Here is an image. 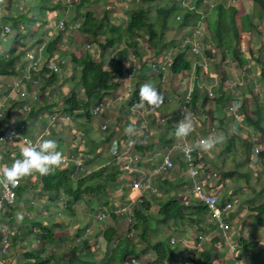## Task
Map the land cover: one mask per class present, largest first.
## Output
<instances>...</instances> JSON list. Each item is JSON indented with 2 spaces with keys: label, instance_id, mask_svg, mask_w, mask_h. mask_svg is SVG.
<instances>
[{
  "label": "rangeland",
  "instance_id": "obj_1",
  "mask_svg": "<svg viewBox=\"0 0 264 264\" xmlns=\"http://www.w3.org/2000/svg\"><path fill=\"white\" fill-rule=\"evenodd\" d=\"M7 0H1L0 2V15L1 14H6V15H10V17H12V15H14V11H12V8H7L5 2ZM22 2H26V7H23L22 10L18 11L17 13H23L24 11H26L27 7H29V14H28V30L30 31L33 26V15H32V5L34 3H36L37 5L42 4V0H21ZM125 1V2H124ZM178 1V3H181V9H185V7L187 5H192V4H196V3H200L203 0H69L68 2L63 1V0H50L47 3V10L44 11V13L42 12V10L40 8L37 9L36 12V18H35V26H39L37 28V32H38V37L43 35V32H46L49 34V36L51 38L54 37H59V39L61 40V42L59 43V45H57V48L54 52V54H57L59 57H62V53H60L62 50H66V58H68L67 63L65 65H63L61 62H58L57 65L58 67H60L59 72H57L56 78L57 76L59 77L61 75V77L59 79H61V81H63V79L65 78L64 82H61L60 84V89L62 90L63 88V93L61 94L62 96H60V98L63 100L65 99V96H68L71 91L75 90L78 93L81 91V84H80V80L78 79L79 76V65L83 62L84 57L86 56V54H90L93 55L96 60H101L102 57H105L106 59V55L105 56H101V53H106V51H103L101 49V47L98 45L97 40H101L103 41V36L109 34L110 36V27L112 26H120V31L124 32L125 35L122 37L124 38H130L131 41H137V43L139 42V49L137 50L135 48V50L137 51L136 53H138L139 55L141 54H145L147 53V55H145L144 57H142L146 62H149L150 60H159L160 56L165 54L167 56H169L168 60L169 62L171 61V59L174 57V55L179 51L178 48H174L175 46H172L175 44H178L179 46L183 45V38H187L191 31L187 32L185 31L186 28L184 30L179 29L182 27V25H180L179 21L175 19L174 15H181L182 12H174L172 11L169 16H168V20L169 22H167V26L164 29L159 28L157 34H159L156 42H159V46H161L162 48L164 47L166 50H161L159 51V56L158 54H156L154 51L151 50L149 44L145 41L144 37H140V36H136L135 37V33L137 35H139V30H137L136 32L133 33V35L129 34V32L126 30V25L129 22V18L131 16V14L134 11H137L140 9V7H143L145 9L148 10V15H149V20L150 21H157L158 19V14L156 13V9L157 8H166L169 7L170 5H172V3H176ZM214 0H204V6L207 7L209 4L213 3ZM217 2H224L225 6L227 5H236L238 3L237 0H216ZM15 5V4H14ZM21 6L20 3H18V8ZM257 6V4H256ZM64 9H61V8ZM191 7V6H190ZM86 11H91L94 13L95 15V19L88 25V26H84L83 22H84V17H85V12ZM129 13V15L127 16L126 19V14ZM204 14H206V11L203 12ZM5 16V15H4ZM9 17V18H10ZM200 17V15H199ZM198 17V18H199ZM197 18V19H198ZM62 19L65 23V28L63 29H59L57 28V21ZM174 21H173V20ZM196 19V21H197ZM239 20H241V22H246V18L245 16L239 17ZM259 19H254V22H258ZM6 24H8V26L11 28V30L8 31V33L3 34L2 31L0 33V50L4 51L5 48L3 49V46L6 47L8 44L10 47L14 46V31L13 30V23L11 22L10 19H7ZM77 22V25L75 28H72L73 30H71L69 28V25ZM160 22V21H159ZM260 23V22H259ZM262 23V24H261ZM261 23L258 27L259 29V37L263 39V41L261 42L262 45L264 44V21L261 20ZM21 21L20 19L17 21V27L19 28L21 26ZM168 27V28H167ZM20 29V28H19ZM132 32V31H131ZM248 32V31H246ZM245 32V33H246ZM244 35L241 38V44H243L241 50L239 53H237L236 55H233V47L231 49V51H227L228 53H222L220 52L216 46H211V51H212V58L210 57L211 60H213L214 62L216 61H221V59L226 58L227 60V66L224 67H210L209 65L206 66H202V74H201V79H205V75L207 73H213L214 75L212 77H216L218 78L220 75V72H222L221 69H225L227 70V77H229L227 80L224 81V85L222 86L223 89H229V85H230V79L232 77L238 78L239 84L238 85H245L247 82H252V83H256L259 79L258 75L255 78L254 74H256L257 72V67L255 62L252 61H248L245 65L242 64L245 61L246 58V53L248 52V44H252L253 42H255L256 40H252L253 39V33L249 32V38H247ZM96 34L97 37L94 38L93 35ZM255 36L256 33H254ZM204 35H208V32H206ZM210 36V33H209ZM228 37V34H227ZM141 38V39H140ZM202 38V36H201ZM42 37L39 39L40 43L37 44L36 42H34L31 40L27 46H32L35 48H38L40 46V44H42L44 42V40H41ZM65 43V46L61 45V43ZM86 43H90L93 47H91V50L85 51L83 49L84 45ZM164 43V44H163ZM237 43V40H236ZM240 41H239V45L241 46ZM246 44V45H244ZM123 46V44H121ZM237 45V44H236ZM120 47V45H119ZM184 47V45H183ZM182 47V48H183ZM202 48H204V45L202 46ZM216 48V49H215ZM3 49V50H2ZM118 49V48H117ZM84 50V51H83ZM134 50L129 49V54L131 52H133ZM256 49L254 46H251L249 48V57L250 55H253L256 53ZM153 53V55H152ZM259 55L261 54L258 51ZM264 52H262L263 54ZM33 56H40V63L42 64L44 59H52L53 55L52 54H45L44 51L42 52V54L39 53H32ZM152 55V56H151ZM201 55V53H200ZM57 56V59H58ZM197 56V55H196ZM196 56H189V58L191 60H196ZM264 56V54H263ZM25 59H27L25 57ZM198 59V56H197ZM206 60V57L201 59V62L203 60ZM115 59L113 60V63ZM242 62V63H240ZM208 63V62H206ZM203 64V63H202ZM246 68H245V67ZM105 69H109L112 72H114L113 70V66L112 65H105L104 67ZM140 69V68H139ZM220 72H219V71ZM123 71L125 72V67L123 68ZM173 72V71H172ZM192 72V71H190ZM170 73V72H169ZM223 75L225 76V72H222ZM47 72H43L41 77L43 75H46ZM163 74V71L161 70H148L146 71L145 69L143 71H140L138 73L139 78L135 77L132 79L131 82V86L132 89L135 90V88H139L140 85H142L143 83H151L153 85V87L158 84V82H160V75ZM218 74V75H216ZM40 77V78H41ZM226 77V78H227ZM245 78V79H241ZM176 78V77H175ZM222 78V77H221ZM177 79V78H176ZM10 80V79H9ZM116 80V79H115ZM261 80V79H260ZM17 81V79H15L14 82L12 83H6L3 85L4 89H7L9 87V84L11 85L10 88H8L7 93L10 94L8 95V97H5L4 95L1 96V101L4 102L7 110H12V114L14 115L12 118H14L16 116V114H14L16 112L14 103L15 101H18L17 98H21L22 95L25 93V89L23 88L24 85L20 84L18 82V84L16 85L15 82ZM58 81V80H56ZM119 81V79L117 80ZM11 82V81H10ZM177 80L174 79V76L172 75V77L169 79V88L171 89V92H173V97L175 98V100L179 99V95H176L175 97V93L178 90V86L176 84ZM56 83V82H55ZM54 83V84H55ZM125 86V85H124ZM123 86V89H124ZM118 88H121V83L117 82V86L115 89L112 90V94L113 95H120L121 92H116ZM30 90H32L33 88L30 87ZM115 91V92H114ZM223 90L219 89L218 93H221ZM253 91H254V95H251V100L254 101L253 98H255V96L259 95V87L254 86L253 87ZM213 95V94H212ZM44 96H47L48 100H50L52 97L50 96V94H44ZM261 95V98H255L256 100V106L255 103H253L252 105L255 106V108H257V106H260V110L262 111L263 107H264V96ZM168 98V95H167ZM44 99H42V95L40 97V103L43 101ZM26 101V100H24ZM247 101H249V98H247ZM231 102L230 99V95L225 93L224 94V98L223 101L220 102V107L221 109H219L216 113H215V117L213 118V120H211V122L207 123V125H209V128L207 131H204L205 135L207 137L209 136H223L221 135L222 132L224 133L223 139L216 144V146H214L212 149L208 150L205 152V156H209L211 153H213V155L215 156L216 160L218 161V163L216 164L217 167H219V164L221 165V168H215L214 163H211V165H209L208 163H203L202 162V152H198V156H201L200 160H198L199 164L205 166L206 169H208V171H215L217 173H221L223 171H236L237 174L226 180L223 179H219V182H222V188L224 190H230L231 186H237V190L235 192V194L233 195V198L231 197L229 199L230 202H232V208L227 216L228 220H231V229L229 232V241H233V243H236L238 241V237L239 232H242V230H246L247 233H249L251 238H248V240H252L255 234V230L257 228L258 222L260 219V217H262L264 219V212H259L256 213V210L254 207H256L255 205H259L260 203L264 202V168H261L259 166H261L264 163V158H260L259 156L256 157V162L259 164H257L251 156H249V154L252 153V149H253V145L249 143V140H247L245 138V136L240 137L238 135H241V133H239L238 135L235 134V131H239V127L240 125L235 126L234 124H231L230 122H228L227 120L231 119V116L229 114V112L226 110V106ZM60 103V104H59ZM166 103L165 101H162L161 103H159L157 105V107L155 106V108L160 107L162 104ZM146 104V103H145ZM250 104V103H249ZM248 102L246 105V109L249 113H247V118H250L253 116V112L251 113L250 109L248 108L249 106ZM35 105L38 106L39 105V101H35ZM56 105H62L61 107H63V103L62 101H57ZM147 105V104H146ZM14 106V107H13ZM149 106V105H147ZM151 107V106H149ZM125 108V106H124ZM145 108V107H143ZM59 111H62L63 108H58ZM151 110V109H150ZM156 110V109H155ZM246 111V110H245ZM141 112V110H140ZM149 114V113H147ZM158 114V113H157ZM152 115V114H150ZM44 114H42V119H44V121H47V117ZM167 116V115H165ZM232 116H234V114H232ZM99 117V115H98ZM102 118V117H101ZM128 118V117H127ZM260 118V123L261 125H264V123H262V120L264 119V114L260 113L256 119ZM67 118L61 119L60 121H64ZM159 117L156 115V113H153V118L152 120L158 121ZM16 120V119H15ZM81 122L82 125H84V123L87 121L84 120L83 118L79 120ZM138 121V120H137ZM25 126H24V133L27 132L28 128L33 130L35 129L34 125L30 128L29 126H27L26 123H28L27 121L24 122ZM132 125L135 124V122H131ZM244 123V122H243ZM88 124V123H87ZM220 127V132L219 129H217V127ZM40 125V124H39ZM70 124H64V130H58L60 133L63 132V135H68L69 137H71V139H69L68 137L66 138L67 140H73V142L75 143L73 146L75 147V149H77L78 151L83 150V144L85 143V139L84 136H82L83 133V129L82 127H80V129H76L75 127H72L68 129L67 127ZM94 126L96 127V130H98V133H90L89 132V136L91 138L94 139L95 143L101 141L102 137L101 135L108 131V129H103L100 128L99 130V126L100 123H94ZM52 127V125L50 126ZM62 126H58L57 129L61 128ZM213 128H216V130L213 131ZM45 130V129H44ZM40 133L43 135L42 138L39 140H37V137L40 135ZM36 136L34 137V139H30L31 141H34L36 144H39L42 140L44 139H55V133L49 131L48 129H46L45 131H40L35 133ZM62 134V133H61ZM60 134V135H61ZM59 135V137H60ZM154 135V134H153ZM262 138L260 136V139L256 141V145L260 146V143L262 144V151H264V140L262 141ZM80 141V142H79ZM189 141V140H188ZM190 142V141H189ZM78 145H77V144ZM190 143H194V142H190ZM62 144H64V141H62ZM230 147H227V146ZM24 144L21 142H16V143H11L10 144V153L11 154H18L19 155V149L21 147H23ZM196 146L198 148L199 147V141H197ZM1 149H4V146L1 145L0 147V151ZM101 149L100 151V160L103 162V164H108V165H115L118 166L120 164L119 161H117L115 159L114 154L112 153L113 149H103V146H100L98 148V151ZM261 151V149H260ZM140 153L139 151H135L134 152V157H139ZM226 155V156H225ZM204 156V155H203ZM11 159H15L16 155H10L9 156ZM209 158V157H208ZM1 162L3 166H8L9 163L6 162L5 157L3 155L0 156ZM222 161V164H221ZM6 162V163H5ZM102 162H96L95 164H93L92 166L89 165L87 167V169H93L95 167H98L102 164ZM225 162V163H224ZM147 170H150L151 167H145ZM166 176V175H165ZM38 179V177L36 178V176L32 173L31 175H29L28 177H24L23 179L20 180V183H22V188L24 191H26L28 189V186H34V181ZM163 179H167L162 178V179H156V184L160 183L163 181ZM232 181H231V180ZM96 179L90 178L88 180L87 183L91 184L93 183V181H95ZM153 187L155 186L154 182H152ZM123 185V184H122ZM218 186V185H217ZM235 186V189H236ZM159 191L162 193L160 197H156V196H152L154 199H160L165 200L167 197L165 196L164 191L169 189L164 186V189L166 190H162L160 188H158ZM39 191V190H38ZM120 191V189L118 188V184L117 183H107L106 184V189L105 190H99V192L97 193V195L94 198H89L88 200H83V202H75V204L72 206L75 209L74 213H65L58 215L59 212L61 210V207H64V203L61 202L60 204H43V199H46L45 197H41V192L37 193L36 190H34V187H30L27 194L25 195V198L28 199L30 201V203L28 205H25L23 203L22 198L19 200V202H17L16 206L14 208H12L11 213H6L4 212L1 216H0V233L2 235H4V232L7 230L9 233V239L8 242L4 243V247H5V253L1 254L0 253V264H16L19 263L21 261L22 257V253L24 251L25 248L30 249L31 247H40L41 245V240L36 241V234H38L40 225H46L43 217L46 218L48 220L49 223H52L53 226L51 228L52 233L55 234L56 237L61 236L63 238L65 237H74V235H76V230L79 226H82V223H86L88 222L90 225V232H93L95 234H97V236L99 237L100 234V230L104 227L105 224H101L99 223L98 219H97V215L99 214L100 210L99 207L100 203L103 201H109V203L111 204V207L114 206H121V210H125L126 214L129 210H131V208L134 206V204H132L131 202H129L131 199H133L135 196L131 195L129 190H124L123 191V195L121 197L116 196L117 192ZM243 191V192H242ZM240 193L241 197L243 196V193H245L244 195H246L244 198L240 197ZM220 194H223L222 192H220ZM219 199H221V201H223L225 198L221 197V195L219 196V194H217ZM182 197V201H183V205L184 207H188L193 205L194 203L198 202L193 194L192 191L184 193V194H180L179 196L175 197ZM223 198V199H222ZM48 199V198H47ZM169 199V198H168ZM148 200V199H146ZM167 200V199H166ZM87 201V203H85ZM199 203V202H198ZM158 203H155L152 205V208H150L151 210H149V212L151 214H155V212L158 209ZM129 205V207H128ZM239 207H245V211H246V215H250L251 218L249 220H247L246 222H244L245 220H242L243 223L240 227H236L234 225V222L232 220H234L235 215L238 214V209ZM97 208V212L94 213V210ZM254 209V210H253ZM185 210H187V208H185ZM190 211V210H189ZM35 214L37 217V221L39 224H37L36 226H34L33 224H31V220L35 219ZM128 215V214H127ZM20 217L19 219L17 217ZM121 216H113V220L112 222H109L110 224L113 223L115 228L118 231L119 236H122L124 234H126L127 229L131 228L134 224V220L132 219V222H130V218H120ZM246 217V216H245ZM25 218V220H24ZM159 217H156V215H154V217L152 218L151 225L152 227H156L157 228L155 230H149L147 232L148 234V238L150 240V242L148 244L154 243L157 240H160L162 238L167 239L169 237V239L171 237L176 238V242L175 245H172L174 250L178 253H182V255L186 254V248L185 245L188 244H192L194 242V235H195V231L196 228L194 226H190L188 225V223L185 222V220L183 222H185L184 224H182L180 219H177L176 221H170L167 220L165 221V223L160 222ZM57 222H63L64 225L60 226L59 228L56 227V225L54 223ZM139 222V221H138ZM107 223V224H109ZM26 224L27 227L23 228L22 225ZM249 224V225H247ZM213 225V224H212ZM21 226V227H20ZM243 226V228H242ZM29 227V228H28ZM239 228V229H238ZM205 231L208 233L210 236L213 235L214 231L210 229H208V227H205ZM142 228L136 230V231H131L130 234H132L133 240L134 242L138 243L141 247L145 246V244L140 243L137 238L141 233ZM13 231H16V236L15 238H13V235L11 233H13ZM251 231V232H250ZM254 231V232H253ZM258 233H260V236L257 237V241L259 245L264 244V227L263 228H259L258 229ZM244 232L242 233L243 236ZM8 235V233L6 234V236ZM38 238H40V235H38ZM247 239V238H245ZM94 239H91V241L89 240L90 243V248L93 249V253H94V259L97 260L101 259L102 257L100 256L102 253V250H99L96 248V246L94 245ZM211 241V240H210ZM207 241V239H204L203 242L201 243V249L199 251L198 256L200 255V253L203 251L202 249L207 247H210L213 253V260H214V264H234L233 262H231L230 260L236 255H238V258H240L242 261H244L246 263V259L244 258V256L239 255L240 252H242L243 254H246L245 251L242 250V248L239 246H237L236 250H234V254H231L229 252V249L225 243L224 240H221L219 238H216L214 242ZM59 244L57 245V242L55 243H49L45 245V256H48V254L52 253L53 256H58L61 253H67V249L69 247V245L67 243H70V245L73 243L72 239L67 238L66 240H60L58 242ZM100 249H102L100 247ZM202 250V251H201ZM258 251L259 253H257L256 258L259 259V263L258 264H264V254H262L263 249L260 251V247H258ZM236 254V255H235ZM156 253L154 250H149V252L142 254L141 255V259L144 260V262L149 263L151 262V260L155 257ZM249 255V254H248ZM255 258V260H256ZM155 259V258H154ZM220 259V260H219ZM57 264H63L64 261H66V258H62L60 260H57ZM99 261V260H98ZM199 262V261H198ZM243 263V262H242ZM49 264H54L53 261H51ZM112 264H118V261L114 262L112 260ZM150 264V263H149ZM164 264H168L167 261ZM250 264V263H248Z\"/></svg>",
  "mask_w": 264,
  "mask_h": 264
},
{
  "label": "trees",
  "instance_id": "obj_2",
  "mask_svg": "<svg viewBox=\"0 0 264 264\" xmlns=\"http://www.w3.org/2000/svg\"><path fill=\"white\" fill-rule=\"evenodd\" d=\"M50 0H42V4L37 5L34 3L32 5V15H33V28L29 31L28 30V14H29V7H27L26 11L23 13H17L18 11L22 10L23 7H26V2H22L21 0H7L5 2L7 8H12V11H14V15L10 17V15L1 14L0 15V33L4 26L8 25L6 24V20L10 19L13 23V30L14 31V46L10 47L8 44L4 51L0 50V99L1 96L4 95L5 97H8L7 89H4L3 85L8 83H12L15 81V79L18 80V82L22 85H29V81L25 79L27 75H31L33 73H40L44 72V69L36 71L32 68H27L28 62L25 59V53L26 51L32 47L27 46L28 43L33 39L36 40V43L39 42L36 38L38 37L37 34V28L39 26H35V18H36V12L37 9L40 8L42 12L44 13L45 10H47V3ZM148 1V0H145ZM204 1V0H203ZM196 3L192 5H187L185 9H181V3L179 4L178 1L176 3H172L169 7L166 8H157L156 13L158 14L157 21H150L148 10L140 7L139 10L134 11L130 18L129 22L126 25V30L131 32L133 34L137 30H139V35L141 38L144 37L145 41L149 44L152 51H154L159 56V51L166 50L164 47L162 48L159 46V42H156L159 34H157L158 29H164L167 26L168 16L172 11L176 12H182L181 20L179 21L180 25H182L181 28L185 31L189 32L192 29H195V36L199 37L198 39L201 41L196 42V47L198 49V53H194L192 50V46L195 43L192 44H184L179 46L178 44H175L172 42V46H175L174 48H178L179 51L174 55V57L169 62V56L163 54L159 58V60H150L149 62H146L142 57L147 55L138 53V64H137V70L134 73L133 78L138 77V73L140 71H143L144 69L146 71L150 70H160L165 62L168 69L173 71L174 73L179 72H188L191 71V68L194 67V70H196L197 73L201 72L202 69V63L206 61L205 59L201 62L202 57L207 60H210V57L212 58V51L211 46H216V48L222 52V53H228L227 51H231L233 47V42L237 40V45L233 47V55H236L240 52L241 46L239 45V41L244 35L246 31H259L258 27L261 23V20L264 21V0H237L238 3L236 5H227L225 6L224 2H217L216 0L213 1V3L209 4L207 7L204 6V3ZM1 2V0H0ZM18 3L21 4V6L18 8ZM15 4V5H14ZM257 4V6H256ZM191 6V7H190ZM61 9H64L63 7ZM206 11V14L203 12ZM205 15L204 18V32H208V35L202 36L203 31L201 28L196 27V19L199 17V15ZM5 15V16H4ZM245 16L246 22H241L239 20V17ZM10 17V18H9ZM95 15L91 11L85 12L84 17V26H88L94 19ZM259 19V21L256 23L254 22V19ZM20 19L21 26L17 27V21ZM160 21V22H159ZM260 22V23H259ZM262 24V23H261ZM194 26V27H193ZM168 28V27H167ZM120 26H112L110 27V36L107 33L103 36V41L100 39L97 40L98 45L101 47L103 51H106L108 48H112V51H116L114 53V59L117 64L116 68L114 69V72H112L109 69H105L103 66V62L100 60H95L92 55L86 54V56L83 59V62L79 65V76L78 79L80 80L81 84V90L84 98L80 97L81 92H77L75 90L71 91V93L68 96H65L63 99V109L61 111V114L65 117H67L64 121L57 122V125H52V127H49L47 124H44V127L53 132L51 128L57 129L58 126H62L61 129L57 130H64V124H70L67 129L69 132V129L72 127H75L76 129L79 128V119H84L88 122H90V119L92 117V113L90 110V105L93 103V100L95 98H100L104 94L102 93H110L113 89L117 86L116 78L120 77L121 70L124 68V56L127 52L128 48L134 49L135 46L133 45V42L130 38H122L125 33L119 31ZM136 29V30H135ZM210 33V36H209ZM193 35L192 31L190 33ZM228 34V37H227ZM260 34V33H259ZM94 38L97 37L96 34L93 35ZM41 40H44L43 38ZM59 37H54L48 40L45 47L43 48L44 53L46 54H54L57 48V45L60 43ZM124 41V48L123 49H117L114 47V45H117ZM137 43V41H136ZM123 44V42H122ZM164 44V43H163ZM204 45V48L202 46ZM183 47V48H182ZM215 48V49H216ZM2 49V50H3ZM167 51V50H166ZM189 51L191 54L196 56V61L193 64L192 60L189 58ZM136 50L133 51V53L136 54ZM201 53V55H200ZM153 55V53H152ZM151 55V56H152ZM238 55V54H237ZM113 59V60H114ZM258 64L260 68V74L259 76H263L264 79V67L261 66V60L258 58ZM138 68H140L138 70ZM131 69V65L126 63L125 70L129 71ZM44 70V71H43ZM47 72V71H45ZM223 76V74H222ZM125 77V75H124ZM131 78V80L133 79ZM199 79V74L198 77ZM215 80V84L208 86L209 83L206 85L208 86L209 90L213 93L214 96L206 95L204 96L202 102H201V108L203 111L207 113H216L220 107L221 99L218 97V91L220 85L217 84V79L212 77ZM10 79V80H9ZM56 80L55 73H50L47 76H43L40 78V90L44 93V86L45 84L52 85ZM201 81V78L199 79ZM198 80V81H199ZM11 81V82H10ZM205 82V81H202ZM138 89L135 88L132 99L130 103L136 102L139 103V97H138ZM100 91L98 93L97 91ZM162 98H164L163 95H161ZM28 97L27 93L25 92L21 98H17L18 101H15L14 106L16 112V116L12 118L14 115L12 114V109L7 110L5 108L4 110V116L2 119H0V125L4 122L11 121L12 124H15L19 127L25 126V120L27 118H24L21 112L31 119L34 115H37V110L35 108H32L30 105V109L28 112H24L22 109L23 104H30L26 100ZM31 96L29 95V98ZM33 104L34 102L31 101ZM13 106V107H14ZM41 108H38V111H40ZM42 113V112H41ZM16 119V120H15ZM86 122L84 125L81 124L82 129L84 130L82 133V136L86 138L85 142L88 140L91 142V146L87 147V143L83 144V150L78 151L75 149L76 153L81 155V167L82 170L76 172L75 171V164L73 162L68 163L66 166H62L63 164H59L54 169H52L48 174L46 175H40L39 173L35 172L36 179L34 181V186L29 185L30 187H34V190H36L37 193L41 192V197H45V194H47L46 202H50L51 204H60L61 202L64 203V207L62 206L61 209L65 212L74 211L72 209V205L75 204V202H82L83 200H88L89 198H94L99 190H105L107 183H117L118 188L120 189L121 193L126 190V187L122 185V181L118 179L120 172L118 167L115 165H108L103 164V162L100 160V151H98V148L100 146H104L107 142L110 140V136H107V132H104L101 137V141L95 143L94 139L91 138L89 135V132L91 133V128L89 124ZM250 123L254 124L255 126H258L257 128L260 130V132L264 136V127L261 126L260 118L256 120L250 119ZM43 127V128H44ZM22 132H25L24 129H21ZM1 134V133H0ZM63 138H67V135L59 138L62 140ZM172 140V139H171ZM170 140V141H171ZM19 142V141H16ZM14 142V143H16ZM80 142V141H79ZM4 146L5 151L1 153L5 157V160L9 165L12 162V159L9 157L12 155L9 151L10 149V142L9 143H1ZM227 147H230L229 145ZM57 149L62 150L57 145ZM139 150V148L137 149ZM0 155V156H1ZM16 155V154H15ZM18 156V154H17ZM259 157L264 158V151L259 152ZM17 158V157H16ZM94 159H96V162H102L101 166L95 170H89L87 167L93 162ZM1 161V159H0ZM5 162V163H6ZM95 164V163H94ZM236 175L237 172L234 171H223L220 173V179L223 180L226 178H232ZM95 178L96 180L93 181V183L89 184L87 183L90 178ZM118 176V177H117ZM28 177V176H26ZM20 185L16 188L17 193V202L18 199L20 200L23 194V188L20 187ZM29 187V188H30ZM39 188V189H38ZM39 191H38V190ZM60 194H64L65 196H61ZM136 195V192H135ZM134 195V196H135ZM177 197V196H175ZM169 198L163 203L158 204L157 213L151 214L149 212L150 209V201L145 199H140V201H137L134 203V205L131 208L129 217L130 222H132V219L134 220V224L131 228L127 229L126 234L119 236V234L116 232V229H114L112 226H108L104 229L102 233V238L105 241V247L104 252L102 253V258L95 260L94 255L92 253V249L90 248V244L88 242V238L83 241L81 245L68 247L67 253H61L58 256H53L52 253L48 254V256H45V245L49 243H55L59 242L60 240H66L68 237H56L54 233H52V223H49L46 218L43 217V220L46 225H40L39 233L36 234V241L41 240L40 247H31L30 249L25 248L22 253V259L19 263L16 264H49L51 261H53L54 264H57V260L62 259L63 257L66 258V261L63 262V264H112V260L115 262L118 261V264H128L130 257L139 259L142 254H145L149 252V250H154L156 255L155 259L153 258L150 264H163L165 261L169 260L170 258H173L175 254L177 253L172 245H175L174 243L169 242V237L167 239H160L155 241L154 243L148 244L150 242L148 238L147 232L149 230H155L156 227H152L151 220L156 215V217H159V221L162 223H165V221H176L177 219H180L182 224L185 222L188 223L190 226H196L197 231H205V227L212 228V222L208 218L207 215V209L202 203H194L193 205L187 207H184L183 201L180 197L178 198ZM29 201L28 199H26ZM221 200V199H220ZM219 200V201H220ZM16 202V203H17ZM14 204L10 207H7L4 212L11 213L12 208H14L17 204ZM139 203L141 207H139ZM44 204V203H43ZM110 207L111 204L109 201H103L100 203V206L97 207L101 210H104V208ZM97 208L94 210V212H97ZM119 208V207H117ZM187 208V210H185ZM256 210V213L264 212V202L260 203L259 205H256L254 207ZM100 210V211H101ZM190 210V211H189ZM254 210V209H253ZM3 212V213H4ZM2 213V214H3ZM1 214V215H2ZM5 214V213H4ZM0 215V216H1ZM114 216V215H113ZM25 220V218H24ZM185 220V222H183ZM139 221V222H138ZM31 224L36 226L38 223L37 217L35 214V219L31 220ZM56 227L63 226V222H57L54 223ZM21 227V226H20ZM23 228L27 227L26 224L22 225ZM82 228H79L76 232V236H80L81 234H84V231L87 227V224L84 223L82 226H79ZM29 228V227H28ZM142 228L140 235L138 236L137 240L140 243L145 244V246L141 247L138 243L134 242L132 234H130L131 231H136L138 229ZM7 231V230H6ZM8 239H9V233L8 232ZM13 235V238L16 236V231L11 233ZM38 235H40V238H38ZM71 237V236H70ZM73 237V236H72ZM216 238H220L217 236H210L207 240L211 242H214ZM1 240V238H0ZM97 240V239H96ZM176 240V238H175ZM239 249L240 247L243 249L251 248L252 253H254V257L259 253V251L256 252L255 248L257 246L260 247V251L263 249L262 254H264V244L259 245L257 240H248L245 238L240 237L237 241ZM58 245V244H57ZM203 250V251H202ZM200 255H199V262L198 264H214L213 260V253L210 247H207L202 249ZM187 253V249H186ZM239 255H244L242 252H240ZM186 257V256H185ZM99 260V261H98ZM236 260L239 261V263H242V260L238 258V255H236ZM255 260V259H254ZM234 263L233 259L230 260ZM251 261V260H250ZM249 260L246 261V263L250 264H258L260 261L256 258L255 261L250 262ZM148 263V264H149Z\"/></svg>",
  "mask_w": 264,
  "mask_h": 264
},
{
  "label": "crops",
  "instance_id": "obj_3",
  "mask_svg": "<svg viewBox=\"0 0 264 264\" xmlns=\"http://www.w3.org/2000/svg\"><path fill=\"white\" fill-rule=\"evenodd\" d=\"M120 30L121 29H119V31ZM249 32L253 33L252 34L253 35L252 40H256L252 44H248V49L251 46H254L255 49L257 50L256 53L253 54V59L258 60V58H261V59L264 58V56H263L264 53L262 54V52H264V44L262 45V43H261L263 41V39L259 37V35H260L259 32L255 31V30L248 31L245 33V36L247 38H249ZM254 33H256L257 36H255ZM130 34H131V32H130ZM131 35H133V34H131ZM135 35H137V34L135 33ZM197 41H201V40H199L197 38ZM122 42H123V46L121 45ZM122 42L117 44V45H114V47L118 48L120 50L123 49L125 45H124V41H122ZM132 42H133V45L135 46V48L138 50L139 49V42L136 43V40L132 41ZM61 45L65 46V43L62 42ZM119 45H120V47H119ZM241 45L243 46V44H241ZM244 45H246V44H244ZM135 48L132 50L135 51ZM110 49H112V48H108L106 50V53H101V56L106 55V59H105V57H102L101 61L103 62L104 67H105V65L106 66L112 65L113 70H114L116 68L117 63H113V62L109 61L108 51ZM129 49H131V48H128V50L124 56V59H125L124 60V63H125L124 67L126 66V63H128V58H129V55L131 54V53L129 54ZM258 51L261 53L260 55H259ZM60 53H62V57L58 56V58L61 60H65L67 63L68 58H66V56H65L66 50H62ZM189 56H193V54H191L190 51H189ZM195 61L196 60H192L193 64L195 63ZM206 62H208V63H206ZM206 65H209L210 67H224L225 68L227 66V60H226V58H224V59H221V61L214 62L213 60L210 59L208 61L203 62L202 66H206ZM221 70H222V72H225V76L223 77L222 76L223 73L218 70L220 72L221 77H222L221 78L219 76L218 78L220 80H223L224 78L227 77L228 73H227V70H225V69H221ZM256 70H257V72H256V74H254L255 78L257 77V75H259V69L257 68ZM191 71L192 72L182 71L180 73H174V74L173 73H167L166 79L164 81V91H165V93H167V95L169 97V101H168V103H164L160 107L155 108V106L157 107V105L149 107L146 104H143V105L138 104L137 105V103L136 104H130V102H128L127 94L125 93V89H123V86L125 85V82H126L123 78L124 71L121 70L120 77L116 78V81L119 79V81H117V82L121 83V88H118L116 92H121V94L120 95H113L112 94L113 92H111V93L103 96L105 102H104L103 109L101 110L100 113H98L99 117H98V115H92L90 122H88V124L91 128V133H94V132L98 133V130H96L94 123H100V126L102 124H106V128L108 129V131H106L107 132L106 134H107V136H110V140H109V142L104 144L103 149H106V148H107V150L116 149L118 153H124L126 151V149L129 147V145L130 146L132 145L128 142H125V140H132L134 142H139L138 144H135V146L133 147V150L139 151L140 156H141V160H142V164L148 168V167H152L153 165H156V163L161 159L164 152L160 153V149L166 143V141H168L169 143H172L173 141L180 139L174 135L173 128H175V126H176V120L182 119L183 114L188 113L190 115V118H191L192 123L194 125V129L185 139L189 140L190 142H194V144L196 145L197 141H200V139L207 137L204 133V131H207L209 128V125H207V123L211 122V120H213V118L215 117V113H213V114L207 113V112L203 111L201 108V102H202L204 96H206V91L208 89V86L210 87L211 85H214L215 80L212 78V76L214 74L210 72V73H207L205 75L204 80L201 79V81H200L199 79L201 78L202 71L197 73L196 70H194V67L191 68ZM198 74H199V79L197 78ZM172 75L174 76V79L177 80L176 84L178 86L177 87L178 90L174 94L175 97H176V95H179V99H180L182 96L183 89L180 86V83H182L183 86L188 85V84H190V85L192 84L194 86V89H193L192 94H191V96H192L191 107L184 110L183 112H180V113L177 112L179 99L175 100V98L173 97V92H171V89L169 88V79L172 77ZM216 75H218V74H216ZM43 76H45V75H43ZM60 77H61V75L59 77L57 76L56 80H58V81L55 80V82H56V83L54 82L55 84L54 83L52 85L47 84V83L45 84L44 93L42 92V90L40 93V97L42 95V99H44V100L41 103H39L38 106L34 105L31 102L32 97L29 98V95L31 96V90L29 89L30 86L28 84L24 85V87L27 91V95H28L26 101L30 103L32 108H35V110H37V115L36 116L34 115L33 117H31V119H29V117H26L21 112L23 117L27 118L25 120L28 122V123H26L27 126H29L31 128L34 125V127H35L34 131L28 128L27 132L24 133L29 139H34V137L36 136L35 133L40 132V131H45L47 128H46V126L44 127V124H47L49 127L51 126V124H49L47 121L45 122L44 119H42V114L46 115L47 118L49 119V114H48L49 112H52L53 110L58 109V108H63V107H61L62 105L61 106L56 105L57 101H62V103H63V100L60 98V96H62L61 94L63 93L64 88L61 90L60 84H61V82H64L65 78L63 79V81H61V79H59ZM202 81H205V82H202ZM131 82H132V80H131ZM207 83H209L208 86L206 85ZM218 83H219V80L217 81V84ZM257 85L259 87V93L260 94L255 96V98H261V95L264 96V82L262 81V79L257 82ZM124 87H127V84ZM82 91L83 90L80 91L81 92L80 97L84 98ZM97 92L100 93V91H97ZM242 92L245 95H250L252 93V91L250 89H248L247 87L243 88ZM226 93L228 94V92H226ZM44 94H50V96L52 98L47 101L48 97L44 96ZM224 94L225 93H218V97H219V99H221V102L223 101ZM252 94L254 95V92ZM255 98H253L254 99V101H253V100H251V96H249V101H248V104L250 103L248 108L250 109L251 113L253 112L252 113L253 117L258 116L260 113L264 114V107H263L262 111L260 110V106H257V108L254 109V107L257 104ZM253 103H255V106L252 105ZM124 106H125V108H124ZM143 107H145V108H143ZM38 108H41V110L38 111ZM90 110H91V106H90ZM140 110H141V112H140ZM154 112L156 113L157 116L168 115V116H166L168 118L167 125L161 126V125H158L159 123H157L156 121L154 122L152 120ZM147 113H149V114H147ZM150 114H152V115H150ZM142 117L145 119V121L149 125L150 133H151L150 136L145 140H143L142 133L140 130L138 131V128L136 125L137 120L138 119L140 120V118H142ZM133 121L135 122V124L132 125L131 122H133ZM227 121L229 122L230 120L228 119ZM245 121L248 124L250 123L249 118H246ZM262 123H264V119L262 120ZM100 126H99V130H100ZM261 126L264 127V125H261ZM80 127H82L81 123H79V128H77V129H80ZM216 127H217V129H219V131L221 130L220 127H218V126H216ZM257 127L258 126L254 125V129H251L249 131L250 137L252 139H257V136L259 135ZM129 128L133 129V131L131 133L128 132ZM59 129H61V128H59ZM51 130H53V133H55L56 138L54 140L56 141V145H58L60 148H62V150L58 149L60 152H62V154L67 155L68 157H71V156H76V158L81 157V155L77 154L75 151V147L73 146L75 143L73 142V140H67L65 138L60 140L59 138L61 137V135H63V132H61L62 133L61 134L57 129L51 128ZM214 130H216V128H213V131ZM220 132H222V131H220ZM224 133L225 132H222L221 135L224 136ZM59 135H60V137H59ZM42 136L43 135L40 133V135L37 137V140L38 139L40 140L42 138ZM63 136H65V135H63ZM67 137L69 139H71V137H69L68 135H67ZM62 141H64V144H62ZM85 143H87V147L89 149V147L91 146V142L88 140ZM138 148H139V150H137ZM260 148L262 149V144H261ZM198 152L199 153L202 152V159L201 160L204 164L208 163L209 165H211V163H214V166L213 165H211V166H213L215 168H221L220 164H219V167L216 166L218 161L216 160L213 153H211L209 156H205L204 152H206V151H203V150L197 151L196 156H197L198 160H200V158H201V156H198ZM15 154H12V155H15ZM16 156H17V154H16ZM249 156H251L253 158V155L249 154ZM173 158L175 161V165L170 169V172L168 173L169 175L168 174H167L168 176L166 175L167 179H163V181L158 183V184H156V181H153L155 184V186H154L155 188L158 187L162 190H166V189H164V186H166L169 189L170 192H168V190L164 191L165 196L167 197L166 199L172 198L175 196H179L180 194H184V193L191 191V185H190V181L187 177L188 170H187V165H186L185 161L184 160L182 161V159L180 158V153H178V152L173 153ZM94 163H96V159H94L93 164ZM221 164H222V161H221ZM90 165L92 166V163ZM62 166H66V165H62ZM100 166L95 167V168L90 169V170H95V169L99 168ZM259 167L264 168V163ZM157 176H162V175H157ZM222 185H223V183L219 182L217 180L211 181L209 183V185L207 186V189L209 191H212L213 193L219 194V196L221 195V197L223 195V197L225 198L223 200V202H226V201H229V199L231 197L233 198V195L235 194V192L238 188L235 185L236 189H235V186H231L230 190H224V189H221ZM20 187H22V183H21ZM29 187L30 186H28V189L26 191L23 190L24 192L21 195L23 203L25 205H28L30 203V201H27L25 198V195L27 194ZM128 190H130V189L128 188ZM129 192L131 195H133V196L135 195L134 191H129ZM220 192H222L223 194H220ZM161 194L162 193L160 192V194H158L157 197H160ZM241 194L242 193H240V197H241ZM244 194L245 193H243V196L241 198H244L246 196ZM60 195L63 197L65 196L64 194H60ZM122 195H123V192L121 193V191H118L116 194L117 198L121 197ZM138 195L142 196L144 198V195L146 197H149L150 193L145 191V190H140L138 192ZM45 196L47 197V194H45ZM166 199L161 201L160 199H154L152 196H150V198L148 200L150 201V203H151L150 207L152 208L153 204H155V203L159 204L160 202L163 203L166 201ZM46 201H47L46 199H43L44 204L50 203V202H46ZM18 202H19V199H18ZM134 206H136V205H134ZM139 207H141L140 203H139ZM244 208L245 207H239V209L237 211L238 214L235 215L234 220H232L236 227H240L242 225V223H243L242 220H245L244 222H246L247 220H249L251 218L250 215H246V211ZM260 219L261 220H259V222H258L257 228L255 230L256 232H255L252 240H257V237L260 236V233H258V229L259 228L261 229L264 227V219L262 217H260ZM247 225H249V224H247ZM242 228H243V226H242ZM238 232L240 235L238 238H240V237L247 238V239L251 238V237H248L250 235H249V233H247L246 230H242L241 233H240V231H238ZM243 232H244V234L242 236ZM98 240L101 242V246H104V242L101 240L100 237H98ZM258 247L259 246H257L255 248L256 252L258 251ZM252 250L253 249H251V248L243 249V251H245V253H246L243 255L244 258L246 259V261L247 260H249V261L251 260L250 262L255 261L254 259L256 258V256L254 257V253H252ZM242 262H243V264H247L244 261H242ZM167 263L168 264H175L176 260L170 258L169 260H167Z\"/></svg>",
  "mask_w": 264,
  "mask_h": 264
},
{
  "label": "clouds",
  "instance_id": "obj_4",
  "mask_svg": "<svg viewBox=\"0 0 264 264\" xmlns=\"http://www.w3.org/2000/svg\"><path fill=\"white\" fill-rule=\"evenodd\" d=\"M63 1H69V0H63ZM125 2V1H124ZM129 13H130V11L126 14V19H127V16L129 15ZM174 17H175V19L176 20H178V21H180L181 20V16L180 15H174ZM178 17V18H177ZM204 18H205V15L204 14H202V15H200V17L197 19V21H196V23H197V26L196 27H198V28H203V25H204ZM173 20V19H172ZM60 21H62L63 22V27L61 28V29H63V28H65L64 26H65V23H64V21L62 20V19H60V20H58L57 21V28H59L58 27V24H59V22ZM174 21V20H173ZM76 26H78L77 25V22H75V23H73V24H71V22H70V25H69V28L71 29V30H73L72 28H75ZM194 27V26H193ZM7 28V29H6ZM60 29V28H59ZM9 30H11V28L8 26V25H6V26H4L3 27V29H2V33L3 34H6V33H8V31ZM136 30V29H135ZM195 29H193L192 30V33H193V35H189L187 38H183L182 40H183V45L184 44H192V43H195V45H196V42H198L197 41V38H199V37H197V36H195ZM202 31H203V34H205L206 32H204V28L202 29ZM259 32V31H258ZM37 34H38V32H37ZM203 34L201 35V36H203ZM200 36V37H201ZM43 38L44 39V42L42 43V44H40V46L42 45V51H41V53L40 54H42V52H43V48L45 47V45H46V43L48 42V40H50L51 39V37L49 36V34L48 33H46V32H43V35L42 36H40V37H37L36 39L37 40H39L40 38ZM141 39V38H140ZM34 42H36V40H34ZM40 43V41L39 42H37V44H39ZM86 44H89V45H91L90 43H86ZM237 43H236V40L233 42V47L236 45ZM240 44H241V39H240ZM91 47H93L92 45H91ZM85 48V45H84V47H83V49ZM240 48H242V45H241V47ZM247 49H248V47H247ZM85 51H90L91 50V48L90 49H84ZM115 53L116 51L114 50V51H112L111 49L108 51V59H109V61H111V62H113V59H110L109 58V56H110V54L111 53ZM248 52H249V49H248ZM248 52L246 53V58H245V61H244V63H242V62H240V63H242V64H246L249 60L250 61H252V62H255V64H256V67L259 69V74H260V68H259V64H258V60H255V59H253V55H250V57H249V54H248ZM131 53H133V52H131ZM89 54V53H88ZM53 55V58L52 59H54V61L56 62H61V61H63V62H61L63 65L64 64H66V61L65 60H61V59H57V54H52ZM137 55V54H136ZM93 56V55H92ZM93 58L96 60V58L93 56ZM260 60H261V66L262 67H264V58H259ZM27 60V59H26ZM48 60H50V59H47V58H45L44 59V61H48ZM101 61V60H100ZM28 62V61H27ZM128 64V63H127ZM60 67L61 66H59V69H60ZM245 67V66H244ZM246 68V67H245ZM155 70V69H154ZM161 70V69H160ZM44 71V70H43ZM46 71V70H45ZM161 71H163V74H159L160 75V82H158V84H156L154 87H153V85L151 84V83H143L142 85H140V87H139V89H138V97H139V103H137V105L138 104H141V105H143V104H147V105H149V106H155V105H158L159 103H161L162 101H165L166 103H168V101H169V97L167 98V93H165V91H164V81H165V79H166V75H167V73H173L174 74V72H172L170 69H168V67H167V69L166 70H161ZM59 72V71H58ZM126 70H125V72H124V74H123V78H124V80L126 81L125 82V85L127 84V87H124V89H125V93L127 94V100H128V102H130L131 101V99L133 98L132 97V95H133V92H134V90L132 89V86H131V79H128L127 77H126ZM42 73L43 72H41V75H42ZM180 73V72H179ZM50 73L47 71V74L45 75V76H47V75H49ZM56 74V73H55ZM41 75H40V77H41ZM124 75H125V77H124ZM223 77H224V75H223ZM258 77H259V79H258V81L260 80V79H262V81L264 82V79H263V76H259L258 75ZM214 78H216V77H214ZM229 77H227V78H224L223 80H220L219 78H217L218 80H219V83H218V85H220V87H219V89H222L223 91L221 92V93H226V92H228V94L230 95V99H231V102L226 106V110L229 112V114H230V116H231V119H230V123L231 124H234L235 126H237V125H240V127H239V131H235V134L236 135H238L239 133H241V135H238V136H240V137H243V136H245V138L247 139V140H249V143L250 144H254L253 145V149H252V153H251V155H253V160L255 161L256 160V157H258L259 156V152H260V147H261V144H260V146H257L256 145V141L257 140H259L260 139V136L261 137H263L262 138V141L264 140V136H263V134L260 132V130L258 129V133H259V135L257 136V139H252L251 137H250V134H249V131L251 130V129H254V124H252V123H247L246 121H245V119L247 118V113H249L248 111H247V109H246V105H247V98H249V96H251L252 95V93L254 92L253 91V87L254 86H257L258 87V85H257V82L256 83H252V82H247L245 85H238L239 84V81H238V78H235L234 79V77H232L231 79H230V85H229V89H223V85H224V81L225 80H227ZM241 79L243 80V79H245V78H242L241 77ZM180 86L182 87V89H183V93H182V96H181V98L178 100V107H177V112L178 113H180V112H183L184 110H186V109H188V108H190L191 107V105H192V96H191V94H192V91H193V89H194V86L192 87V85H190V84H188V85H182V83H180ZM128 87H130L131 89H132V93H130V94H128L127 93V88ZM188 87H191V94H190V98H189V100H188V103H186V108L185 109H183L182 108V106H183V104H185L184 103V101H185V96H186V94H187V91H188ZM245 87H247L248 89H250L251 91H252V93L250 94V95H245L243 92H242V89L243 88H245ZM99 91V90H98ZM210 90H209V88L207 89V91H206V95H208V92H209ZM33 90H31V97L33 96ZM40 93H41V90H40V88H39V90H38V95H39V103H40ZM110 93H111V91H110ZM102 94H104L103 96H105L106 95V93H102ZM109 94V93H108ZM161 95H163L164 96V98H162V96ZM103 96L102 97H100V98H95L94 100H93V103L90 105L91 106V110H92V107H93V105L96 103V101L97 100H100V99H103L104 100V98H103ZM32 101V100H31ZM130 104H136V102H133V103H130ZM103 109V108H102ZM246 110V111H245ZM53 113H59V114H61V111H59V109H55V110H53L52 112H49L48 114H49V119H50V117H51V115L53 114ZM91 113H92V111H91ZM232 114H234V116H232ZM93 115V114H92ZM96 115H98V114H96ZM159 115V114H158ZM46 116V115H45ZM44 116V117H45ZM168 116V115H167ZM47 117V116H46ZM159 118L160 117H164L165 119H166V122L165 123H160L159 122V119H158V121H156L157 123H159L158 125H167V122H168V118L165 116V115H163V116H158ZM257 117V116H256ZM256 117H250L249 119H252V120H256ZM48 118H47V122L49 123V124H51V125H57V123L56 122H51V120H49ZM244 122V123H243ZM102 125H105V124H102ZM102 125L100 126V128H102ZM149 126V125H148ZM104 129H106V127L104 128ZM175 129V130H174ZM193 129H194V125H193V123H192V120H191V118H190V115L188 114V113H184L183 114V117H182V119H180V120H176V126H175V128H173V132H174V135L177 137V138H181V139H183V138H186L192 131H193ZM140 130V129H139ZM138 130V131H139ZM133 131V129L132 128H129L128 129V132H132ZM141 131V130H140ZM141 133H142V136H143V140H145V139H147L149 136H150V127H149V132L147 133V134H145L143 131H141ZM223 139V136H209V137H206V138H203V139H200V141H199V147L200 148H198L194 143V146H195V155L197 154V151H200V150H203V151H208V150H210V149H212L217 143H219L221 140ZM125 141H127V140H125ZM14 142H16V141H14ZM14 142H12V143H14ZM19 142H21V141H19ZM21 143H23V142H21ZM139 142H134L133 141V144H132V148L135 146V144H138ZM167 143H169L168 141H166V143L161 147V149H160V153L161 152H164V146L167 144ZM24 144V143H23ZM255 146H257L258 148H259V152L255 155L254 154V147ZM136 150H133V153L135 152ZM184 151H187V149L185 148L184 149ZM261 151H262V149H261ZM205 153V152H204ZM62 155H64V154H62V152H60L58 149H57V145H56V141L54 140V139H51V138H48V139H44V140H42L39 144H36L35 142H33V141H31V142H28V143H26V144H24V146L23 147H21L20 149H19V155H18V157L17 158H15V159H13L12 160V162H11V164L10 165H8V166H0V180H2L4 183H6V184H12V185H15L18 181H19V184H18V186L20 185L21 186V183H20V180L21 179H23L24 177H26V176H29V175H31L32 173L35 175V172L36 173H39L40 175H46V174H48L52 169H54L56 166H58L59 164H63V165H67L68 163H70V162H73L74 164H75V162L73 161V160H79L80 162H81V160H80V158H76V156H71V157H68L67 155H65V156H67L70 160L69 161H67L66 163H61L62 162V159H63V156ZM162 158V157H161ZM117 161H119L120 162V164L117 166L118 167V169H119V173H118V175H119V177H118V179H120L121 181H122V184H123V187L125 186L126 188H127V190H128V188L130 189L129 191H134V192H136V195H135V197L133 198V199H131L129 202H131L132 204H134L135 202H137V201H140V199H149L150 198V196H158V194H160V191H159V189H158V187L157 188H155V187H153V184H152V182L153 181H156V179H162V178H165V177H167L169 174V172H170V170H168L167 172H165V173H157V174H155V175H153L152 176V179H151V186L149 187V188H146V189H136V188H132L131 186H130V181L133 179V177H135V176H138V173H132V172H128V171H126L125 169H123L122 168V161H121V159H118V158H115ZM198 161V160H197ZM161 162V159L156 163V165L158 164V163H160ZM256 162V161H255ZM81 164V163H80ZM156 165H153L152 167H151V169L150 170H147L146 168H145V166L142 164V160H141V156L139 155V157H138V161L136 162V167H139V166H142L144 169H146L148 172L149 171H152L153 169H154V167L156 166ZM174 165H175V161H174ZM76 166V165H75ZM174 169V168H173ZM82 170V168L81 169H77L76 167H75V171L76 172H78V171H81ZM168 174V175H167ZM157 175H162V176H157ZM165 175H167V176H165ZM219 175H220V173H219ZM188 177V176H187ZM189 179V178H188ZM189 181H190V179H189ZM218 181V180H217ZM190 185H191V181H190ZM17 186V187H18ZM140 190H145V191H147V192H149L150 193V195H149V197H146L145 195H144V198L142 197V196H139L138 195V192L140 191ZM137 197V198H136ZM17 202V197H16V200H15V203ZM83 202V201H82ZM220 202L221 203H223V201H221L220 200ZM14 203V204H15ZM85 203H87V201L85 202ZM13 204V205H14ZM74 205V204H73ZM72 205V206H73ZM117 207H119V208H117ZM121 206H114V207H107V208H104V210H101L100 212H99V214L97 215V219H98V221H99V223H101V224H105L104 225V227L100 230V238H101V240L104 242V246H101V242L98 240V236H97V234H95V233H93V232H90L89 230H90V225H89V223L88 222H86V224H87V227H86V229H85V231H84V234H81L80 236H76V237H69L70 239H72V244L70 245V243H67L70 247H72V246H77V245H81L82 243H83V241L85 240V239H87L88 238V242H89V240L91 241V239H94L95 241H94V245L96 246V248L98 249V251L99 250H102V253L104 252V247H105V241L103 240V238H102V233H103V231H104V229L105 228H107L108 226H112L114 229H116L115 228V226H114V224L113 223H109V222H112V221H114L112 218H113V215L114 216H121L120 218H130L129 217V213H130V211H128L127 212V214H126V211L123 209V210H121V208H120ZM128 207H129V205H128ZM151 208V207H150ZM63 209V208H62ZM60 210V211H58L59 212V214L58 215H61V214H64L65 215V213H74L75 212V209L72 207V209L74 210V211H70V210H68L69 212H67V211H63V210ZM95 213V212H94ZM156 213H157V211H156ZM208 215V214H207ZM112 217V218H111ZM18 219L20 218L19 216L17 217ZM209 218V217H208ZM210 219V218H209ZM230 221V223H231V220H229ZM212 222V221H211ZM107 223H109V224H107ZM82 224H84V223H82ZM212 224H213V222H212ZM195 228H196V226H194ZM79 228H82V227H78L77 228V230L79 229ZM210 229V228H209ZM77 230H76V232H77ZM211 230H213L214 231V233H213V235H211L212 237L213 236H219L220 238L219 239H221V240H224L223 239V237H222V235H221V233H220V231L217 229H215V227H214V224L212 225V228H211ZM232 230V229H231ZM195 232H198L197 230H194ZM116 232L118 233V231H117V229H116ZM199 232H201V231H199ZM206 233V232H205ZM230 235V234H229ZM194 237H195V235H194ZM97 239V240H96ZM237 239H239V238H237ZM177 241V240H176ZM208 241V240H207ZM238 243V242H237ZM57 244H59V243H57ZM90 244V243H89ZM190 244H188V246H189ZM100 247L102 248V249H100ZM185 248L187 249V245H185ZM92 249V248H91ZM238 249V248H237ZM0 253L1 254H4V253H2L1 251H0ZM92 253H93V249H92ZM102 253H101V255L100 256H102ZM176 254H182L181 252L180 253H176ZM198 254H199V252L198 253H195V255L198 257V261H199V256H198ZM93 255H94V253H93ZM184 257L186 256V257H188V256H190V253H189V250L187 249V253L185 254V255H183ZM172 259H174V257L172 258ZM128 264H148V263H146V262H144V260H142L141 258H139V259H137V258H133L132 256L130 257V260H129V262H128ZM197 264H198V262H197Z\"/></svg>",
  "mask_w": 264,
  "mask_h": 264
},
{
  "label": "built area",
  "instance_id": "obj_5",
  "mask_svg": "<svg viewBox=\"0 0 264 264\" xmlns=\"http://www.w3.org/2000/svg\"><path fill=\"white\" fill-rule=\"evenodd\" d=\"M178 18V17H177ZM59 28L63 27V22L60 21L58 24ZM7 29V28H6ZM197 31V30H196ZM194 31V32H196ZM198 32V31H197ZM86 49H90L91 45L85 44ZM192 50L194 53H198V49L196 45L194 44L192 46ZM42 51V45L38 48L30 47L26 53L25 57L27 58L28 65L27 68L35 69L36 71L44 69L48 71L49 73H57L59 71V67L57 65V61L55 62L54 59H50L48 61H43L41 64L39 59L40 56H33V52L35 53H41ZM110 59L114 58V52L110 54ZM139 57L135 53H131L128 58V63L131 65V69L126 72V77L128 79L133 78L135 71L137 70V64H138ZM63 62V61H61ZM165 62L164 66L161 68V70H166L167 66ZM139 70V68H138ZM27 81H29L30 87L33 89V96L32 101H39V85H40V73L36 72L31 75H27L25 77ZM15 84H18V80L15 82ZM192 85V84H191ZM193 87V85H192ZM25 89V87H23ZM127 93H132V89L130 87L127 88ZM25 92L27 93L26 89ZM10 94V91H9ZM8 94V95H9ZM191 94V87H188L187 94L185 96V101L182 106L183 109L186 108V103H188V100L190 98ZM213 93L211 91L208 92V95H212ZM104 100L100 99L97 100L96 103L92 107V114L96 115L101 112L102 108L104 107ZM6 106L3 101L0 100V119L4 116V110ZM30 104H23L22 109L24 112H28L30 109ZM67 118L59 113H53L50 117L51 122H59L61 119ZM160 123H165L166 119L164 117L159 118ZM138 130L140 129L145 134L149 132V126L145 119L142 117L140 120L136 122ZM106 127L105 125H102V128L104 129ZM21 129H24V125L20 127L12 124L11 121L4 122L0 125V147L1 143H12L14 141H21L24 144L31 142V140L24 134V132L21 131ZM175 130V129H174ZM125 142H128L130 144H133L132 140H127ZM187 149V151H184V149ZM5 149H1L0 155L2 152H4ZM178 152L180 153V158L182 161L184 160L187 165V176L191 181V191L194 196V198L199 202L202 203L206 209L207 214L210 220L213 222L215 229L219 230L228 249L231 254H234V250H236L238 244L233 243V241H229V232L231 230V223L227 219V216L232 208V202L226 201L221 203L219 200V197L216 193H213L212 191H209L207 189V186L211 181L219 180L220 175L219 173L215 171H208V169L205 168V166L199 164L197 161V156L195 155V146L194 144L190 143L185 138L178 139L176 141H173L172 143H167L164 146V153L161 158V162L158 163L152 171H147L142 166L136 167V162L138 161V157H134L133 148L132 145L126 149L124 153H118L116 149H113L112 153L114 154L115 158L121 159L122 161V168L126 171H130L132 173H138V176L133 177V179L130 181V186L132 188L136 189H146L151 186V179L152 176L159 173H165L168 170H170L174 166V158L173 153ZM259 152V148L257 146L254 147V154L256 155ZM63 159L61 163H66L70 159L62 155ZM75 162L76 168L81 169V162L79 160H73ZM0 166L2 165V162L0 161ZM19 184V181L15 184H6L2 180H0V215L5 211L7 207L12 206L15 203L17 193L16 188ZM7 231L4 232V235L0 233V251L2 253H5V247L4 243L8 242V235L6 236ZM210 235L205 232H195L194 242L191 245H187V249L189 250L190 256L184 257L182 254H175L174 259L176 260L175 264H197L198 257L195 255V253H198L201 249V243L204 239H208ZM169 242L172 244L176 242L174 237H171L169 239ZM236 255V254H235ZM234 264H241L239 261L236 260V257L233 258Z\"/></svg>",
  "mask_w": 264,
  "mask_h": 264
}]
</instances>
